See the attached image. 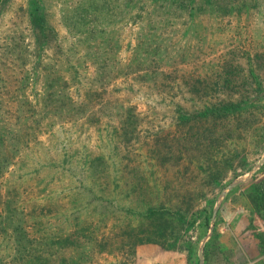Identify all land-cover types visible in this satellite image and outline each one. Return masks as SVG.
<instances>
[{"label":"rangeland","instance_id":"374dc122","mask_svg":"<svg viewBox=\"0 0 264 264\" xmlns=\"http://www.w3.org/2000/svg\"><path fill=\"white\" fill-rule=\"evenodd\" d=\"M204 1L206 12L189 18L171 0H43L56 37L40 48L27 0H0V132L15 151L0 176V264H30V252L195 264L221 192L264 157V0H236L241 11L225 15ZM229 72L235 98L251 101L238 120L214 134L212 119L182 120L232 99V86L221 89ZM45 90L61 93V112L42 110ZM189 133L205 137L210 158L185 142ZM222 161L219 186L204 185ZM263 172L264 161L226 193L214 227L230 197L258 218L239 192ZM184 197L189 211L173 220ZM65 236L81 244L51 245Z\"/></svg>","mask_w":264,"mask_h":264},{"label":"trees","instance_id":"16d2710c","mask_svg":"<svg viewBox=\"0 0 264 264\" xmlns=\"http://www.w3.org/2000/svg\"><path fill=\"white\" fill-rule=\"evenodd\" d=\"M160 0H150V4L157 5ZM170 1V0H167ZM208 2H213L212 5V13L215 14H230L232 12L239 13L241 11V6H237L234 1L236 0H231L232 2H225L223 0H207ZM193 0H171V3L173 4L174 11H183L186 13V15L189 16V18H194L197 14H202L205 13V4L206 3L204 0L200 3L197 4H192ZM27 7H28V17H29V22L30 26L35 32L38 37H37V44L40 48H43L44 46L49 45L50 41L56 37V33L54 31V28L50 23L48 22L47 19V13H46V8L44 6L43 0H27ZM228 76H225L222 80V88L221 89H229L230 86H232L230 89L235 90L233 93V97L231 100L225 101V100H220L218 102H215L214 104L206 105L203 106L201 110L198 112H193L190 114H185L182 116V120L185 122L192 121L195 119L196 121H201V120H211V124L209 127V131H211L212 134H214L219 127L218 122H221L222 120H231L233 122H236L235 120H238V116L240 113L244 110H247V106L245 105L246 102H249L248 104H251V101L249 100H244L245 98L241 97L240 99L237 100L235 98V93H237L236 88V77L231 74L230 72L227 74ZM232 75V76H231ZM52 80H49L48 88L52 87L53 85L51 84ZM229 86V87H228ZM45 95L42 98L43 101V111H46L48 107H55L58 112L62 111V108L60 106H53L56 101H61V93L58 95L59 97H56L57 93H51L49 90H45ZM70 101L71 107H74L75 110H80L82 107L80 105H75L76 103H72ZM45 113V112H43ZM47 113V112H46ZM179 113H182L181 111ZM52 114V113H51ZM33 123L38 126V120H33ZM217 123V124H216ZM0 130H1V120H0ZM2 133L0 132V176H2L8 169L11 160L10 158L13 157L15 154V151L13 150V145H12V140L8 141V144H4L2 141ZM216 137L215 140L217 141ZM191 139V140H190ZM205 137H202V135H193L192 133H189L188 138L184 139L185 142L187 143L190 140L191 145H194V147L199 148L198 150H202V152L206 155L209 156L208 152L203 149L202 147L207 143L205 140ZM7 147H10L12 149V152L8 154V149ZM192 147V146H191ZM212 157V156H211ZM210 158V156H209ZM227 165L229 164V160H223ZM222 163H217L213 162L212 166L216 170H212V173L209 174L206 182H204V185H207L208 187H215L219 186V182L223 180L225 174L220 176V173L218 170L222 168L223 165ZM218 165H221L219 167ZM242 194L248 199V201L251 203L253 211L255 215L264 221V179L256 181L251 183L246 189L243 190ZM190 200L193 201V197L190 198L189 200L186 199L185 197L183 200H181L180 205L177 206L176 212H169L168 215L172 218L173 220H178L183 217V213L186 211H189L188 208H190L189 203ZM188 206L187 208H184V206ZM157 211L151 210L152 215H154ZM157 212L156 215H159ZM209 220V218H208ZM157 233V232H156ZM78 239L79 236L75 235ZM254 237L258 240L259 244V250L260 245H261V240L259 237L254 234ZM48 241V240H46ZM148 243H154L155 241L148 238ZM33 241L30 240V243ZM33 243H36L35 247H38L41 245L39 242L35 241ZM32 243V244H33ZM50 243V242H49ZM156 243V242H155ZM81 244L80 241L76 240L75 238L72 239L71 236H65V237H58L54 240L51 241V245L58 246L60 248H65L69 246L70 248L73 247V249H76L79 247ZM207 245V244H206ZM32 247V246H31ZM262 252V250H260ZM56 252H53L51 259H46V258H41L37 256H33L30 252V257H31V262L30 264H78L83 259L84 254L79 253V255L75 256V253L72 255H61L58 256ZM53 258V259H52ZM205 259V258H204ZM195 264H198V258L196 257V262ZM205 264V261H204Z\"/></svg>","mask_w":264,"mask_h":264},{"label":"crops","instance_id":"0c3cea01","mask_svg":"<svg viewBox=\"0 0 264 264\" xmlns=\"http://www.w3.org/2000/svg\"><path fill=\"white\" fill-rule=\"evenodd\" d=\"M218 214L211 242L204 247L205 264H264V222L250 216L247 205H234L231 197ZM254 234L261 240L262 252Z\"/></svg>","mask_w":264,"mask_h":264},{"label":"water","instance_id":"95a60500","mask_svg":"<svg viewBox=\"0 0 264 264\" xmlns=\"http://www.w3.org/2000/svg\"><path fill=\"white\" fill-rule=\"evenodd\" d=\"M263 161H264V157L260 160V162L258 163L257 167H255L253 169V171H251L250 174H248L244 178H238L237 180L233 181L231 184H229L221 192L220 197H219L218 201L216 202V204H215V206L213 208L212 217H211L210 226H209V230H208L207 236L202 240V242H201V244L199 246V250H198L199 263L198 264H203L204 245H205V243L207 242V240L210 238V236L212 234V230H213V227H214L215 216L217 214V211H218V208L220 206L221 200L224 198V196L226 195L227 192H229L230 190H232L233 188H235L238 184L244 182L245 181V178L250 177L256 170H258L259 165H261Z\"/></svg>","mask_w":264,"mask_h":264}]
</instances>
